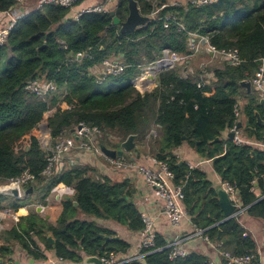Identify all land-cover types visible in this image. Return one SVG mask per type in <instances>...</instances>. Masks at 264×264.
Segmentation results:
<instances>
[{
    "label": "trees",
    "instance_id": "trees-1",
    "mask_svg": "<svg viewBox=\"0 0 264 264\" xmlns=\"http://www.w3.org/2000/svg\"><path fill=\"white\" fill-rule=\"evenodd\" d=\"M136 1L146 16L161 7V20L150 19L133 33H121L113 25L111 11L125 20L128 0H119L108 11L83 13L78 19L71 7L48 3L19 19L7 42L0 45V184L29 170L37 179L28 187L33 186V192L46 188L43 198L55 185L73 189L71 196L62 198L56 223H50L35 207L22 214L25 204L0 194V214L6 207L19 213L17 223L0 232V258L11 256L15 245L34 258L44 257V246L63 260L78 263L85 255L101 258L129 251L130 243L122 237L116 239L115 230L79 218V211L112 219L133 232L144 228L136 191L127 180L99 178L94 168L76 160L60 174L50 178L42 174L48 164L40 140V124L45 122L54 138L70 133L80 122L98 126L103 132L100 143L112 148L135 134L137 144L143 145L138 153L168 162L174 184L184 185L183 205L194 225L214 241L221 231L223 249L235 254L257 253V242L246 231L240 214L223 221L217 187L206 172L190 168L173 151L188 143L201 157L212 160L222 182L236 185L241 212L264 223V198L258 200L264 195V149L248 141L254 138L264 145V123L256 115L258 111L264 119V106L254 86L248 92L241 84L253 80L264 59V0H218L203 6L188 0H176L179 4L158 0L155 5L154 0ZM14 5L15 0H0V16H10ZM168 14L176 15L184 28L179 29L175 22L165 27L163 18ZM200 36H208L217 49L238 48L242 62L232 65L222 59L221 66L212 68L209 75L201 69L185 72L195 55L190 43ZM201 46L204 48L202 42ZM164 49L184 59L159 73L158 86L141 93L132 81ZM78 53L83 56L77 57ZM106 59H121L127 68L100 79L94 71ZM34 79L54 80L58 89L49 99H42L25 89ZM201 82L205 84L199 86ZM241 99L246 103L239 108V116L235 110ZM241 115L257 131L245 127V137L241 133L245 142L237 145L227 134ZM153 128L157 136L151 132ZM167 243L157 232L155 248L121 264H213L201 250L171 259Z\"/></svg>",
    "mask_w": 264,
    "mask_h": 264
},
{
    "label": "built area",
    "instance_id": "built-area-1",
    "mask_svg": "<svg viewBox=\"0 0 264 264\" xmlns=\"http://www.w3.org/2000/svg\"><path fill=\"white\" fill-rule=\"evenodd\" d=\"M32 0H15V5L13 9L10 10V21L8 24L0 28V45L7 42V38L10 31L17 24L19 19L28 16L32 9H27V4ZM82 0H37L35 8H41L43 5L48 3H56L64 7L73 8L74 5ZM112 0H99L97 3L83 9L81 12L77 13L74 18L78 19L83 13L90 12H104L109 9L107 6ZM158 0H154L155 5ZM218 0H188L196 6H203L210 3L217 2ZM174 4H179V1H174ZM27 7V8H26ZM160 8H153L151 12L150 19L161 20L159 16ZM164 26L169 27L171 22L178 24L179 29H183L184 26L174 14H168L164 18ZM196 35V34H194ZM207 39L208 46L215 54L219 55L222 59L230 62L232 65H238L242 62L238 48H223L217 49L215 46L211 45L208 36H200L199 41L192 40L190 45L193 50H197L201 46L202 39ZM195 54V53H194ZM88 55V54H86ZM83 53H78L77 57H82ZM156 60L148 63L142 67V71L139 76H137L133 81V85L139 89L136 81L139 80L143 86L147 87L146 91H151L155 86V82L150 79L151 74L156 76L167 68H173L175 65L184 59V56L171 54L168 49H164L162 55H157ZM127 68V64L121 59H106L102 62L100 67H97L94 71L99 75L100 79L108 75H117L122 73ZM204 82L199 83V86L204 85ZM252 84L255 89L262 94L264 97V59H262L261 65L257 70L255 77L252 80ZM151 85V87H150ZM25 89L33 92L42 99H49L53 96L54 92L58 89L57 84L54 80H39L34 79L29 81ZM140 91V89H139ZM141 93L143 91H140ZM236 114L239 115L238 106L235 110ZM46 123V122H45ZM45 123L40 124L41 134V146L48 153V164L43 170L42 174L47 178H50L55 170V163L58 164L64 159L66 155H69L73 150H87L91 151L96 155L103 156L107 162H109L113 167L118 170H132L142 175L146 183L154 189V193L157 198L164 201L163 213L167 217L171 225H179L184 218L187 217V210L183 205L184 200V185L174 184V172L171 170L168 162L159 160L156 157H151L153 166H148L145 164L137 163L132 158L126 156H120L116 158H111L103 154L100 148V141L98 137L103 135L102 130L95 125H90L86 122H80L74 129V132L70 133H60L57 137H53L51 129L45 127ZM231 131L235 132V136L232 139L237 145H241L245 140L241 137V131L235 125ZM154 136L158 135L156 129L152 130ZM57 164V165H58ZM190 168H195L193 165L188 164ZM37 176L31 173L29 170L24 171L20 176L11 179L8 183L18 184L21 189L28 187L29 183L35 182ZM223 187L227 190L231 199L236 202V185H232L229 182H223ZM42 207V205H39ZM5 216H12L16 221L19 218L17 212L11 207H6L3 211ZM141 217L144 222V228L140 232V243L138 246L137 253L129 258L118 259L114 254L109 257H101L102 264H121L123 262L140 258L144 256L143 250L155 248L157 239L156 230V220L153 216L145 211H141ZM196 234L203 238L204 241L213 244L218 248L220 256L223 260V264H260L257 253L249 254H235L229 250L223 249L221 242L212 240L205 230L194 225ZM186 236L179 237L177 239L169 241L165 247L170 250L169 256L171 259H177L186 257L190 251L186 247ZM160 249V248H158ZM213 263V262H212ZM215 264V263H213Z\"/></svg>",
    "mask_w": 264,
    "mask_h": 264
},
{
    "label": "crops",
    "instance_id": "crops-1",
    "mask_svg": "<svg viewBox=\"0 0 264 264\" xmlns=\"http://www.w3.org/2000/svg\"><path fill=\"white\" fill-rule=\"evenodd\" d=\"M99 0H82L78 2L72 8L73 14H77L81 12L83 9L97 3ZM119 0H112L107 8L110 10L113 7L115 8ZM186 1V0H184ZM37 0H33L27 4V9H33L36 5ZM10 21V16L8 17H1L0 16V28L5 27L8 22ZM195 41V39H193ZM204 46V45H203ZM195 51V55L200 59L199 66L195 67L196 65L192 63V58L187 63L185 67V72L188 70L190 72L195 71L196 69H201L205 73H209L212 71V68L221 66L222 59L217 54H209L202 46L198 47ZM194 55V56H195ZM221 61H217V59ZM209 75V74H208ZM260 100L264 98L262 94L259 92ZM246 103L245 99H241L239 101L238 110L241 106ZM261 103V102H260ZM263 106V105H262ZM240 116V114H239ZM247 118L245 116L240 117L239 121L245 123ZM155 129V128H153ZM152 129V130H153ZM245 126L241 129V133L244 136ZM152 132V131H151ZM228 136V134H227ZM251 138V137H248ZM149 137L146 138V140ZM250 144H253L261 149H264L263 144H259L256 142L254 138L248 140ZM137 144V142H136ZM137 147L141 148L143 145L137 144ZM174 154L181 160V162H186L187 164L193 165L195 168H199L202 171L206 172L207 179L213 183L215 187L219 185H223L221 176L215 171L213 166V161L209 159H205L201 157L188 143H184L180 147L174 149ZM126 157L132 158L137 163L145 164L148 166H153L151 161V155L149 154H140L138 152L133 154L125 155ZM75 160L77 163H83L86 165L91 166L95 169L94 174L99 178H106L109 177L115 181H123L127 180L131 187L135 189V201L139 206L140 211H145L153 216L156 220V230L157 232L161 233L167 241H171L177 239L179 237H187L186 238V247L189 251L192 250H201L206 255H208L211 261L215 264H223V260L220 256L219 250L213 244H210L203 240V238L199 237L194 229V224L192 223L190 216L187 215L186 218L182 220V222L177 225H171L168 221L167 217L163 213V204L164 201L157 198L156 194L154 193V189L150 187L144 177L139 175L137 172L132 170H118L113 167L109 162L105 160L103 156L96 155L91 151L87 150H73L69 155H66L64 159L57 165L53 173L60 174L63 169L68 168V166L74 164ZM34 193V192H33ZM32 193V194H33ZM73 194L72 187L65 188L63 186L55 185L51 188L50 193L45 198H39L33 204H26L22 210L28 212V209L36 208L37 212L46 211V218L50 223H56L61 211H62V198L66 196H71ZM237 197V196H236ZM236 202L238 206L241 204L238 203L237 198ZM42 205L41 208L39 205ZM39 209V210H38ZM24 212V211H23ZM242 216L243 224L246 228V231L250 233L256 240L258 248H257V255L260 261V264H264V223L261 219H255L250 217L245 213V211L240 212ZM44 216V215H43ZM4 218H13L10 217H1L0 216V224L4 223L7 226H10L6 229L11 228L17 221H13L10 223L9 221L5 222ZM92 220L96 221L98 224L109 227L117 232L118 237H122L126 241H128L131 245V248L126 254H121L116 256L118 259L122 258H129L134 256L137 253L138 246L140 243V232H133L130 231L127 226L121 225L112 219L105 218H95L92 217ZM10 223V224H9ZM42 252L44 257L43 258H34L32 256L27 255L23 249L19 245L13 246V254L8 258L3 259V263L8 264L9 262L17 263L20 261V264H29L30 259H33L34 264H80L78 262L63 260L62 258L58 257L54 250H47L42 246Z\"/></svg>",
    "mask_w": 264,
    "mask_h": 264
},
{
    "label": "water",
    "instance_id": "water-1",
    "mask_svg": "<svg viewBox=\"0 0 264 264\" xmlns=\"http://www.w3.org/2000/svg\"><path fill=\"white\" fill-rule=\"evenodd\" d=\"M12 9L13 7L10 8V10ZM128 9H129V14L125 20H121L116 15L115 11H111V15L113 16V25L119 26L121 33H133L137 29L145 26L150 20V16H146L141 13L139 5L136 0H128ZM202 44L205 46V50L209 54H215L214 51L211 50L210 47L208 46L207 39L205 38L202 39ZM150 79L155 82L156 86L159 85L158 76H156L155 74H151ZM241 84L247 89L248 92L252 91V88H253L252 81L243 80L241 81ZM260 102H261V105L264 106V98H261ZM256 115H257L258 122L260 124L264 123V119L262 118L261 114L258 111H256ZM236 126L240 130L244 126L248 127L252 133H255L257 131L256 128H253L250 125L249 120H246L245 123L242 121H238ZM45 127L47 129L50 128L48 122L45 123ZM74 131L75 129L71 130V132H74ZM234 136H235L234 131H230L228 133V137L230 139H233ZM135 139H136V135L131 134L127 137V139L117 142L116 148L109 147L103 143H100V148L104 155L111 157V158L133 154V153L138 152V147H137ZM218 139L219 138H216V140ZM33 191H34L33 186L27 187L25 189H21V187L18 184L6 183V184L0 185L1 195L11 196L18 200L21 199L24 195L26 196L31 195ZM217 193H218L219 202L222 206V209L225 215V218L223 219V221H226L240 214L241 210L239 209L238 204H236L231 199L227 190L223 187L222 184L217 187ZM123 198L127 199V196L124 195ZM262 198H264V195L261 196L258 200H261ZM75 205H78V203L75 202ZM38 208H41V207H38ZM115 238L119 239L118 236H116ZM48 239L51 243H54L55 241L51 235H48ZM106 239H109V237L106 236ZM217 239L221 240V231L218 232ZM0 264H3L2 258H0ZM8 264H20V261H18L17 263L9 262ZM29 264H34L33 259H30ZM80 264H102V261L100 257L98 256L85 255L83 256V259Z\"/></svg>",
    "mask_w": 264,
    "mask_h": 264
},
{
    "label": "rangeland",
    "instance_id": "rangeland-1",
    "mask_svg": "<svg viewBox=\"0 0 264 264\" xmlns=\"http://www.w3.org/2000/svg\"><path fill=\"white\" fill-rule=\"evenodd\" d=\"M33 1V0H32ZM31 2V1H30ZM36 6V5H35ZM34 6V7H35ZM29 8V7H28ZM221 58V57H220ZM217 59V61L219 62V61H221L220 59H218V58H216ZM222 59V58H221ZM199 61H200V59L197 57V55H195V56H193V58H192V63L193 64H195L196 66L195 67H198L199 66ZM138 89V88H137ZM139 90V89H138ZM141 90V89H140ZM141 91H143L142 93H144V92H146L145 90H141ZM57 162L55 163V167L57 166ZM81 164H83V163H81ZM0 185H2V184H0ZM46 190V188H44V187H42V188H39V189H37L33 194H31V195H28V196H26V195H24L21 199H19L18 201L20 202V203H22V204H33V203H35L39 198H43V195H44V191ZM30 210H31V208L30 209H28V212H26L25 210H23L24 212H22V214H26V213H29L30 212ZM4 211V210H3ZM18 215H19V213H18ZM42 215H44V216H46V211H43V214ZM0 216L1 217H5V214L4 213H1L0 214ZM78 216H79V218H81V219H89V220H91L92 219V217H90V216H88V215H86V214H84L83 212H81V211H79V213H78ZM7 217V216H6ZM10 217V216H9ZM4 221L6 222H10V223H12L13 221H16L14 218H4ZM18 221V220H17ZM9 223V224H10ZM8 228V227H10V226H7L6 224H0V232L1 231H3V230H5L6 228Z\"/></svg>",
    "mask_w": 264,
    "mask_h": 264
},
{
    "label": "bare ground",
    "instance_id": "bare-ground-1",
    "mask_svg": "<svg viewBox=\"0 0 264 264\" xmlns=\"http://www.w3.org/2000/svg\"><path fill=\"white\" fill-rule=\"evenodd\" d=\"M136 83L139 86V89L145 90V91L147 90V87L143 86V84L139 80H137ZM150 87H151V85H150Z\"/></svg>",
    "mask_w": 264,
    "mask_h": 264
},
{
    "label": "flooded vegetation",
    "instance_id": "flooded-vegetation-1",
    "mask_svg": "<svg viewBox=\"0 0 264 264\" xmlns=\"http://www.w3.org/2000/svg\"><path fill=\"white\" fill-rule=\"evenodd\" d=\"M37 210V209H36Z\"/></svg>",
    "mask_w": 264,
    "mask_h": 264
}]
</instances>
